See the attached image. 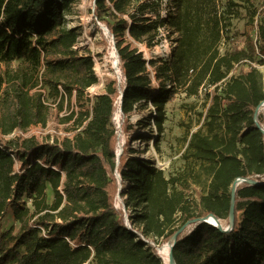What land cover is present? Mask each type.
Masks as SVG:
<instances>
[{
  "label": "trees",
  "instance_id": "16d2710c",
  "mask_svg": "<svg viewBox=\"0 0 264 264\" xmlns=\"http://www.w3.org/2000/svg\"><path fill=\"white\" fill-rule=\"evenodd\" d=\"M133 1L95 0L96 19L111 35L128 36L117 41L120 80L107 77L90 110L66 116L73 121L69 135L40 139L9 137L19 127L47 124L40 80L62 103L73 95L81 103L99 83L95 61L77 49L79 27L67 26L73 0H0V264H166L155 245L168 243L195 218L212 214L228 223L233 196L234 227L225 231L196 222L177 236L174 259L264 264V131L259 127L264 128V112L257 113L264 101V72L251 64L233 73L259 53L264 63V20L256 22L264 7L252 11L248 21L249 31L258 28L257 41L249 34L247 47L221 53L220 43L239 15L234 0L225 5L174 0L176 10L167 18L155 1L135 6ZM166 25L179 35L171 60L157 66L156 84L149 69L155 61L145 59L130 39L151 47ZM206 86L213 90L205 130L192 133L185 153L197 163L195 184L204 192L187 196L184 186L193 183L168 177L151 161L126 156V150L117 161L119 106L122 129L129 134V117L151 103L162 133L166 104L180 90L190 96ZM239 178L259 182L243 180L233 193ZM118 192L131 209V226L114 205ZM8 210L20 223L18 232L3 229Z\"/></svg>",
  "mask_w": 264,
  "mask_h": 264
},
{
  "label": "rangeland",
  "instance_id": "374dc122",
  "mask_svg": "<svg viewBox=\"0 0 264 264\" xmlns=\"http://www.w3.org/2000/svg\"><path fill=\"white\" fill-rule=\"evenodd\" d=\"M156 2L162 18H167L171 13L175 12L174 0H134V6L142 2ZM227 0H222L225 5ZM239 4L237 7L239 15L232 18V24L228 34L225 33L220 43V52L225 53L234 47L245 48L248 44V35L251 34L255 41V27L249 31L248 21L250 13L255 9L260 10L264 7V0H234ZM134 9V8H133ZM95 0H73L69 8L66 10V20L68 27H79L80 36L76 44L81 54H91L95 61V72L99 80L107 77H113L120 80L121 68L120 60L116 66L118 56L117 41L125 39L128 36H114L109 33L108 26L105 22L96 19L94 16ZM149 16L156 18L154 12H149ZM264 20L262 13L257 14L256 22ZM178 33L169 25L160 30V38L157 43L149 47L145 43L130 39V42L139 48L147 60H154L156 65H150L151 76L156 84L160 80L156 77L157 66L161 65L165 60H171L173 50L176 47ZM257 35V39H258ZM261 53L257 54L254 66L264 72V63H260ZM15 62V66L19 68V62ZM97 62V63H96ZM251 62H243L237 64L233 70L234 74H240L242 71L251 67ZM116 66V67H115ZM21 69V68H19ZM41 91L44 93L45 103L49 107V115L46 125H32L27 129L18 128L15 134L22 137L35 136L40 139H55L70 134L73 121L65 120L66 116L72 111L80 109L90 110L92 99L86 96L81 103L77 101L75 95L72 98H66L64 103L60 98L51 95L49 89L40 84ZM213 88L202 87L196 95L188 96L183 90H180L174 100L166 104L167 118L164 122L165 130L158 133L153 115L155 107L149 103L145 107H140L134 111L129 117L130 127L127 134L121 126L120 106L115 114L119 116L117 124V134L119 141L116 153L120 155L125 151L126 156L151 161L154 165L164 169L168 177H180L182 183H193L190 187L184 186L187 196H196L199 192H204V186L195 184L194 169L198 168L197 163L191 159L185 158V153L191 139L192 133L198 129L205 130L206 112L211 99ZM120 97V96H119ZM62 104V106H61ZM264 112V106L260 109ZM15 135L11 134L9 137ZM119 155V157H120ZM117 157V156H116ZM118 157V159H119ZM116 177L119 172L116 170ZM118 178V177H117ZM122 189L124 190L123 186ZM125 197L118 192L115 197L114 205L121 209L124 217L131 212L124 205ZM52 202V197L48 199ZM119 205V206H118ZM128 217V215H127ZM223 225H227L226 220H221ZM3 229L13 228L15 232L20 229V223L15 219L13 212L8 210L2 218ZM189 228V227H188ZM192 229V226L190 227ZM170 242V241H169ZM159 254H161L162 246L155 245ZM162 255V254H161Z\"/></svg>",
  "mask_w": 264,
  "mask_h": 264
},
{
  "label": "water",
  "instance_id": "95a60500",
  "mask_svg": "<svg viewBox=\"0 0 264 264\" xmlns=\"http://www.w3.org/2000/svg\"><path fill=\"white\" fill-rule=\"evenodd\" d=\"M264 101L261 103V106H259L258 110H257V113L258 111L260 110V108L262 107ZM257 113H256V116H257ZM259 127L264 131V128L262 125H259ZM117 161H119V159H117ZM243 180H248L250 182H254V183H258L259 180H254L252 178L250 179H246V178H239L236 182V184L234 185V188H233V193L235 192L236 190V185L237 183H240L242 182ZM232 202H233V205H232V209H231V213H230V216H229V220H228V223L226 226L223 225L221 219H218L216 218L214 215L212 214H209L207 216H203V217H199V218H195L193 220H190L188 222H186L180 229L179 231L170 239V242H169V247H170V253H169V264H177L175 259H174V256H173V247H174V244H175V240L177 238V236L179 234H184L186 231L188 230H191V226H192V229L195 225L196 222H199V221H206L208 223H211L213 225H215L216 227L218 228H221L222 230H225V231H228V230H231L233 227H234V218H235V210H234V204H235V198L233 196V199H232ZM209 216L213 217L214 220L217 222H212L209 220ZM189 227V228H188Z\"/></svg>",
  "mask_w": 264,
  "mask_h": 264
},
{
  "label": "built area",
  "instance_id": "2783aa9c",
  "mask_svg": "<svg viewBox=\"0 0 264 264\" xmlns=\"http://www.w3.org/2000/svg\"><path fill=\"white\" fill-rule=\"evenodd\" d=\"M257 35H258V30H256L255 31V42L257 41ZM115 51H117V49L115 48ZM118 61H119V59H118V57H117V64H116V66H118ZM97 63V62H96ZM252 64H255V63H252ZM115 66V67H116ZM256 67V66H255ZM40 79H41V76H40ZM40 84H42V80H40ZM103 87H104V82H103V80H99V83L98 84H96V85H94V86H92V87H90V88H88V90L86 91L87 92V96H89L91 99H92V103H93V99H94V96L96 95V94H98L102 89H103ZM121 98H122V96H120L119 97V104L121 103ZM264 106V103H263V105H262V107ZM261 107V108H262ZM260 108V109H261ZM119 111H120V113H121V109H119ZM119 116H120V114L118 115V116H116V117H114V119H116V122H118L119 121ZM15 133H13V135H14ZM119 155H120V153H119V151L116 153V156H117V159H118V157H119ZM117 177H118V179H120L121 178V176H120V174H118L117 175ZM122 188V186H120V189ZM119 206V205H118ZM126 222H127V225L128 226H131V224H130V221H129V218L127 217V215H126ZM192 230V229H191ZM191 230H188V232H190ZM146 241H148V239H146ZM151 243L152 244H154L152 241H151ZM161 255V254H160ZM162 256V255H161Z\"/></svg>",
  "mask_w": 264,
  "mask_h": 264
},
{
  "label": "bare ground",
  "instance_id": "6f19581e",
  "mask_svg": "<svg viewBox=\"0 0 264 264\" xmlns=\"http://www.w3.org/2000/svg\"><path fill=\"white\" fill-rule=\"evenodd\" d=\"M115 62L117 63V60ZM208 218L210 221L217 223L213 217L209 216ZM169 253H170V247L168 242L164 244L161 249V254L166 264H169Z\"/></svg>",
  "mask_w": 264,
  "mask_h": 264
},
{
  "label": "crops",
  "instance_id": "0c3cea01",
  "mask_svg": "<svg viewBox=\"0 0 264 264\" xmlns=\"http://www.w3.org/2000/svg\"><path fill=\"white\" fill-rule=\"evenodd\" d=\"M52 195V190H51V187L48 188V196H51Z\"/></svg>",
  "mask_w": 264,
  "mask_h": 264
}]
</instances>
